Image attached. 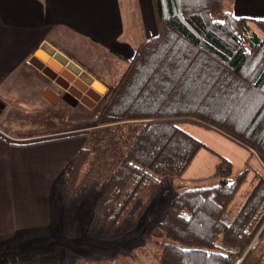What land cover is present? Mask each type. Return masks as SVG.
Instances as JSON below:
<instances>
[{"label":"trees","instance_id":"trees-1","mask_svg":"<svg viewBox=\"0 0 264 264\" xmlns=\"http://www.w3.org/2000/svg\"><path fill=\"white\" fill-rule=\"evenodd\" d=\"M153 5L158 34L137 47L92 119L100 130H129L113 146L124 147L116 153L118 163L109 167L102 160L106 169H100L98 158L107 153L94 157L85 146L86 132V143L60 177L65 178L62 205L68 206L83 172L93 166L94 185L102 187L87 232L100 226L97 235L105 241L133 232L163 179H181L206 147L181 122L217 130L264 163V20L235 14L226 0H153ZM233 173V162L220 156L217 185L196 184L175 197L151 230L160 264H236L237 258H243L241 264H260L250 245L261 229L259 238L264 235V176L235 217L224 223L249 170Z\"/></svg>","mask_w":264,"mask_h":264},{"label":"crops","instance_id":"crops-1","mask_svg":"<svg viewBox=\"0 0 264 264\" xmlns=\"http://www.w3.org/2000/svg\"><path fill=\"white\" fill-rule=\"evenodd\" d=\"M228 1L235 14L264 20V0ZM158 31L153 0H0V96L27 90L35 103L52 109L67 103L79 112L67 114L64 119L73 123L63 128L81 126L93 119L88 110L98 107L100 93L78 78L79 71L105 83L112 78L114 86L119 79L114 69L128 65L137 47ZM34 59L62 81L46 76ZM50 60L62 70H55ZM71 88L82 94L79 105L65 97ZM0 100L2 113L7 103ZM57 132L28 141L0 126V240L52 224L54 186L86 143L85 132ZM260 176L264 174L254 169L251 186Z\"/></svg>","mask_w":264,"mask_h":264},{"label":"rangeland","instance_id":"rangeland-1","mask_svg":"<svg viewBox=\"0 0 264 264\" xmlns=\"http://www.w3.org/2000/svg\"><path fill=\"white\" fill-rule=\"evenodd\" d=\"M226 1L229 4V1ZM252 24L254 29L263 35L256 23L252 22ZM45 57L48 59L47 55ZM49 63L52 64V67L60 66L56 60H50ZM121 64L123 68L120 69V65H118L119 69L118 67L114 69L118 78L123 75L128 66L126 63ZM102 65L104 67L108 65L109 68H112L111 64L106 61H102ZM78 78L100 93L99 98H97L99 99L98 107L95 110H88L90 116L92 115L91 118L95 119L108 92L113 89L112 78H107L105 83L104 80L94 77L84 70L79 73ZM113 79L115 78L113 77ZM22 92V94L7 93L0 96L7 103L6 109L0 114V126L10 136L18 134L23 137L20 139L30 141L45 139L48 137L45 136L47 134L58 135L56 134L57 131H69L73 135L89 132V139L85 146L91 148L94 157L101 152L107 153L104 159L98 158L101 163L100 169H106L103 167L102 160H105L106 165L109 162V167L118 163L119 157L116 153L124 147L113 146L116 141L120 140V137L127 136L128 129L116 131L115 127H110L100 130L102 128L97 127L92 120L83 121L81 126L64 129L65 125L73 123L66 121L64 117L69 113L76 114L79 111H75V108L67 103L52 109L43 103H35L33 100L35 97L29 94L27 90H22ZM90 102L92 101L90 100ZM179 125L183 130L204 143L206 147L199 151L181 179L175 176H166L163 179V187L154 197L146 214L133 232L121 238L106 241L97 235L99 234L98 231H101L100 226L95 227V231L93 230L91 233L87 232L92 207L102 187V185H94L96 180L94 176L96 175H93V166L90 165L83 172L78 183V191L70 205H62L61 192L65 178H60L56 183L51 198L53 221L49 227L32 232L26 231L18 238L0 240V264H160V249L152 239L154 237L151 230L161 223L173 200L183 190L196 184L214 186L220 182V177L215 175L216 164L220 160V156L233 162L234 177L247 169L250 173L248 181L240 187L234 201L223 216V222L229 223L254 188L255 184L253 186L250 184L254 169L258 170L260 174H264V163L260 161L257 154L217 130L193 122H181ZM95 138H103V141H92ZM109 146L112 147L108 150ZM199 178L202 179L195 181ZM91 192L92 195H90ZM260 231L257 233L259 240L257 247L254 248L257 250L254 258L261 257L260 264H264V235L259 238Z\"/></svg>","mask_w":264,"mask_h":264},{"label":"water","instance_id":"water-1","mask_svg":"<svg viewBox=\"0 0 264 264\" xmlns=\"http://www.w3.org/2000/svg\"><path fill=\"white\" fill-rule=\"evenodd\" d=\"M44 59V58H43ZM45 61H48L49 59H44ZM33 64L39 69L41 70L46 76H48L49 78L53 79V80H57L58 82H61V78L58 76L57 72H55L54 70H52L49 66H45V64L38 62L36 59L33 60ZM52 66V65H51ZM54 67V66H53ZM55 70L57 71H61L62 68L60 66H56L54 67ZM76 69V68H75ZM81 71H79L80 73ZM65 74V73H64ZM69 78H72L71 76H68ZM65 88H68V86H65ZM75 88H71V91H74ZM95 96V95H94ZM96 98L98 96H95ZM4 107V106H1Z\"/></svg>","mask_w":264,"mask_h":264},{"label":"flooded vegetation","instance_id":"flooded-vegetation-1","mask_svg":"<svg viewBox=\"0 0 264 264\" xmlns=\"http://www.w3.org/2000/svg\"><path fill=\"white\" fill-rule=\"evenodd\" d=\"M66 98H69L71 100V102L73 104H77L79 105L80 103V100L82 99V94L80 92H78L77 90H74V91H71V89L67 92V94L65 95ZM83 104V103H81ZM1 106H4L3 102L0 100V114H1V111H2V108Z\"/></svg>","mask_w":264,"mask_h":264},{"label":"built area","instance_id":"built-area-1","mask_svg":"<svg viewBox=\"0 0 264 264\" xmlns=\"http://www.w3.org/2000/svg\"><path fill=\"white\" fill-rule=\"evenodd\" d=\"M258 236L254 239V241L252 242V244L250 245V248H252V249H254V248H256L257 247V244H258ZM242 259L243 258H237V260H236V264H239V263H241V261H242Z\"/></svg>","mask_w":264,"mask_h":264}]
</instances>
